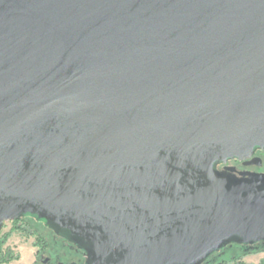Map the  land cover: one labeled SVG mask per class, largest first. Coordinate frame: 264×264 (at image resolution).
Here are the masks:
<instances>
[{"label": "water", "instance_id": "obj_1", "mask_svg": "<svg viewBox=\"0 0 264 264\" xmlns=\"http://www.w3.org/2000/svg\"><path fill=\"white\" fill-rule=\"evenodd\" d=\"M264 0H0V233L34 215L91 264L264 238Z\"/></svg>", "mask_w": 264, "mask_h": 264}, {"label": "flooded vegetation", "instance_id": "obj_2", "mask_svg": "<svg viewBox=\"0 0 264 264\" xmlns=\"http://www.w3.org/2000/svg\"><path fill=\"white\" fill-rule=\"evenodd\" d=\"M217 172L225 176L228 185L232 186L243 181H264V147L254 148L250 157L239 159L228 158L226 161L215 163ZM29 215L12 221L14 226H22L27 223ZM45 224L52 232L55 243L64 246L62 252L54 250V244L48 239L44 232L35 228L40 241L36 243V257L33 264H91L93 252L89 243L78 241L62 234L55 228ZM35 227L33 224H30ZM1 263V261H0ZM192 264H264V238L259 240L243 241L241 237L233 236L225 241L221 247L210 252L206 257Z\"/></svg>", "mask_w": 264, "mask_h": 264}, {"label": "rangeland", "instance_id": "obj_3", "mask_svg": "<svg viewBox=\"0 0 264 264\" xmlns=\"http://www.w3.org/2000/svg\"><path fill=\"white\" fill-rule=\"evenodd\" d=\"M27 223H22L26 229L16 228L12 221L6 222L2 229V235L10 234L7 242L4 245V249L9 248L18 258L13 259L10 262H1L0 264H33L36 257L37 245L36 243L40 241L35 228L44 232L52 244H54V250L56 252H62L64 246L62 244L55 243L52 237V232L45 224H42V220L34 215H29ZM33 224L35 227H32ZM21 226V225H20Z\"/></svg>", "mask_w": 264, "mask_h": 264}, {"label": "trees", "instance_id": "obj_4", "mask_svg": "<svg viewBox=\"0 0 264 264\" xmlns=\"http://www.w3.org/2000/svg\"><path fill=\"white\" fill-rule=\"evenodd\" d=\"M16 228H22V226H16ZM10 234L2 235V231L0 233V261L1 262H10L13 259L18 258V255H15L12 250L9 248L4 249V245L7 242V239Z\"/></svg>", "mask_w": 264, "mask_h": 264}]
</instances>
